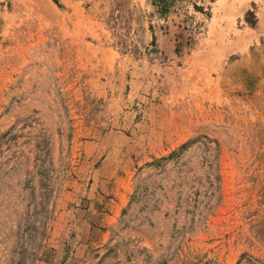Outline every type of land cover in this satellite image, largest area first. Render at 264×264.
<instances>
[{"label":"rangeland","instance_id":"1","mask_svg":"<svg viewBox=\"0 0 264 264\" xmlns=\"http://www.w3.org/2000/svg\"><path fill=\"white\" fill-rule=\"evenodd\" d=\"M0 264H264V0H0Z\"/></svg>","mask_w":264,"mask_h":264}]
</instances>
